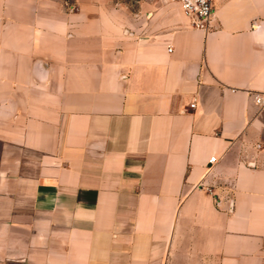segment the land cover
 I'll return each mask as SVG.
<instances>
[{
    "label": "crops",
    "instance_id": "obj_1",
    "mask_svg": "<svg viewBox=\"0 0 264 264\" xmlns=\"http://www.w3.org/2000/svg\"><path fill=\"white\" fill-rule=\"evenodd\" d=\"M214 9L0 0L5 260L264 264V0Z\"/></svg>",
    "mask_w": 264,
    "mask_h": 264
},
{
    "label": "built area",
    "instance_id": "obj_2",
    "mask_svg": "<svg viewBox=\"0 0 264 264\" xmlns=\"http://www.w3.org/2000/svg\"><path fill=\"white\" fill-rule=\"evenodd\" d=\"M165 3L178 5L185 17L189 20L191 26L198 30L209 31L212 28L215 9L214 0H163ZM170 52L172 50L170 49ZM257 106L264 108V94L254 96ZM195 105H192L194 108ZM216 158L211 162L215 163Z\"/></svg>",
    "mask_w": 264,
    "mask_h": 264
},
{
    "label": "rangeland",
    "instance_id": "obj_3",
    "mask_svg": "<svg viewBox=\"0 0 264 264\" xmlns=\"http://www.w3.org/2000/svg\"><path fill=\"white\" fill-rule=\"evenodd\" d=\"M78 1H88V0H65L66 8L76 9V4ZM91 1L96 2L97 4L100 5L113 6L118 9L120 8L124 9V7H126L128 8V10L132 12H137L143 2L151 1V0H91ZM3 256H4L3 254H0V264H16L13 262L9 263L7 260H5Z\"/></svg>",
    "mask_w": 264,
    "mask_h": 264
}]
</instances>
